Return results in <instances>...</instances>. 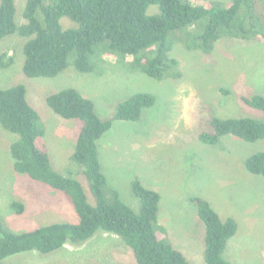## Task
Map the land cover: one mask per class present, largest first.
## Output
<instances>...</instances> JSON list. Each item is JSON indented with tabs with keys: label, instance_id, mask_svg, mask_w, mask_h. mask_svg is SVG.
I'll return each instance as SVG.
<instances>
[{
	"label": "rangeland",
	"instance_id": "obj_1",
	"mask_svg": "<svg viewBox=\"0 0 264 264\" xmlns=\"http://www.w3.org/2000/svg\"><path fill=\"white\" fill-rule=\"evenodd\" d=\"M25 2L16 0L18 24L25 21ZM156 8L150 6L148 13ZM62 24L67 27L73 22L64 17ZM25 40L14 33L0 42V55L4 54L6 60L12 57L11 64L0 65V87L26 85L27 99L39 113L45 130L43 138L52 166L78 179L89 202L95 199L88 179L79 170L82 167L70 158L81 120L57 114L47 97L65 88H76L91 98L100 117L107 119L133 94L151 92L156 101L144 108L139 120H114L97 142L108 187L116 189L136 212L141 205L131 188L134 179L158 191V232L191 264H206L205 223L192 197L210 202L222 219L231 217L238 222V231L224 251L229 264H264V176L253 174L245 164L250 155L264 150V139L248 142L228 134L218 143L208 144L199 138L202 131L210 130L208 122L213 114L264 120V111L242 100V96L264 95L263 41L225 37L211 52H205L186 48L176 39L171 54L179 60L182 76L158 80L136 68L134 57L107 53L93 60L92 71L78 70L71 57L67 68L54 77H28L23 71ZM17 136L0 124L3 226L24 232L54 222L78 221L66 194L14 169L10 145ZM15 201L24 205L21 213L14 210ZM0 264L137 263L133 249L121 237L101 229L84 242H67L51 253L22 252Z\"/></svg>",
	"mask_w": 264,
	"mask_h": 264
},
{
	"label": "trees",
	"instance_id": "obj_2",
	"mask_svg": "<svg viewBox=\"0 0 264 264\" xmlns=\"http://www.w3.org/2000/svg\"><path fill=\"white\" fill-rule=\"evenodd\" d=\"M153 5L157 8L148 13ZM17 15L16 0H0V42L14 33L26 39L23 71L28 77H54L67 68L71 57L78 70L92 71L93 60L107 53L134 57L136 68L158 80L180 78L179 60L171 54L176 39L186 48L205 52H211L225 37L264 42V0H26L22 10L25 21L18 24ZM64 17L73 25L64 27ZM11 62L12 57L6 60L0 55L1 66ZM242 100L264 111L262 94L242 96ZM155 101L151 92L135 93L117 106L111 118L103 119L94 101L76 88L47 97L57 114L81 120L70 158L88 179L95 199L91 203L78 179L52 166L43 138L45 130L27 99L26 85L0 87V124L18 135L10 145L14 169L62 191L79 217L76 222H54L24 232L8 230L0 217V261L32 250L51 253L67 242H84L102 229L121 237L133 249L137 264H191L158 232L160 193L134 179L131 188L141 205L139 212L134 211L116 189L108 187L99 158L97 142L112 122L139 120L144 108ZM208 123L210 130L199 134L208 144H216L228 134L248 142L264 139V120L259 118L213 114ZM245 164L253 174L264 176V150L250 155ZM191 200L205 223L206 264H229L224 251L238 231V222L231 217L222 219L203 198ZM13 208L21 213L24 205L15 201Z\"/></svg>",
	"mask_w": 264,
	"mask_h": 264
}]
</instances>
